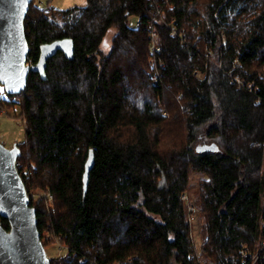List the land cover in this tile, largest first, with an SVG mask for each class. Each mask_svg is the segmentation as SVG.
I'll use <instances>...</instances> for the list:
<instances>
[{
	"label": "trees",
	"instance_id": "trees-1",
	"mask_svg": "<svg viewBox=\"0 0 264 264\" xmlns=\"http://www.w3.org/2000/svg\"><path fill=\"white\" fill-rule=\"evenodd\" d=\"M25 29L32 62L42 43L75 42L73 58L48 59L46 79L31 71L21 93L0 97V108L19 109L17 166L41 239L64 250L51 264H243L244 250L258 251L264 0H86L50 11L32 0ZM193 172L204 174L193 204L204 218L200 248L188 212Z\"/></svg>",
	"mask_w": 264,
	"mask_h": 264
},
{
	"label": "water",
	"instance_id": "water-1",
	"mask_svg": "<svg viewBox=\"0 0 264 264\" xmlns=\"http://www.w3.org/2000/svg\"><path fill=\"white\" fill-rule=\"evenodd\" d=\"M31 2L0 0V83L9 95L26 88L31 71L46 79L48 59L59 50L68 58L75 53L74 39L63 37L42 43L39 60H29L25 20ZM197 149L202 150L203 146ZM20 154L18 143L7 147L0 141V215L10 223L9 229L0 223V264H51L38 228L36 207L31 205V196L17 166ZM94 162L91 150L84 172L85 188Z\"/></svg>",
	"mask_w": 264,
	"mask_h": 264
},
{
	"label": "rangeland",
	"instance_id": "rangeland-1",
	"mask_svg": "<svg viewBox=\"0 0 264 264\" xmlns=\"http://www.w3.org/2000/svg\"><path fill=\"white\" fill-rule=\"evenodd\" d=\"M40 4L45 6L48 4L49 0H37ZM52 7L57 9H66L74 6H82L86 4V0H52L49 3ZM116 33V28L112 27L107 32L106 36L103 39L101 44V49L105 52H108L112 45L113 36ZM7 92L2 83H0V97H6ZM19 112V109H10L5 110L0 108V141L4 143L7 147H12L15 143L22 141L24 138V129L23 124L20 118L16 117V113ZM204 174L201 172H193L191 175V184L187 197L191 201L189 205L199 204V180L203 177ZM41 195V192L37 193L36 196ZM50 196H52L50 194ZM195 202V203H194ZM197 206H195V217L191 221L193 222L192 234L196 241V244L200 248L204 239V218L198 216ZM46 250L49 256H56L64 253V250L61 248L60 244H52L46 247ZM207 262V260H204Z\"/></svg>",
	"mask_w": 264,
	"mask_h": 264
},
{
	"label": "built area",
	"instance_id": "built-area-1",
	"mask_svg": "<svg viewBox=\"0 0 264 264\" xmlns=\"http://www.w3.org/2000/svg\"><path fill=\"white\" fill-rule=\"evenodd\" d=\"M50 3V2H49ZM45 4V9L47 11H50L51 9H53L54 7H52L50 4ZM141 24V20H137L136 21V25H140ZM151 47L153 50V55L149 61L150 65L153 67V78L155 79L156 82H158L161 78L160 75V71H159V66H157V57L156 54L160 49V45L158 43V33L153 30L151 33ZM238 80L240 81V79L238 78ZM188 212H189V218L190 220L194 219L195 217V206L194 205H189L188 208ZM264 249V240L262 241V245L260 246V248L258 249V251H256L255 253H252L248 250H244L243 251V264H259L260 262V254L261 251Z\"/></svg>",
	"mask_w": 264,
	"mask_h": 264
}]
</instances>
